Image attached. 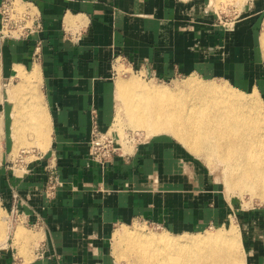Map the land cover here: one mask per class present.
Masks as SVG:
<instances>
[{"label":"crops","instance_id":"1","mask_svg":"<svg viewBox=\"0 0 264 264\" xmlns=\"http://www.w3.org/2000/svg\"><path fill=\"white\" fill-rule=\"evenodd\" d=\"M27 1L36 5L43 29L28 40L0 42V199L9 212L16 211L15 224L0 249V264H112L105 242L118 222L155 220L177 229L207 224L216 210L203 209L201 202L218 203L216 186L212 192H198L199 201L196 193L164 190L168 183L189 189L186 176L155 182L165 169L176 172L178 164L185 169L177 155L164 163L170 156L167 151L174 150L169 139L149 144V152L160 159L150 187L138 183L141 168L145 172L151 165L145 145L133 158H115L105 173L89 158L96 120L103 129L112 118L115 58L163 78L193 66L196 42L186 40L183 30L171 28L165 19L175 8L173 0ZM155 8L163 9L162 27L156 33L139 32L138 16L145 18ZM229 55L239 58L238 51ZM17 68L40 75L36 93L50 130L44 151L15 154L10 132L17 102H11L9 88L19 86L14 84L20 78ZM50 176L59 184L52 200L45 194ZM263 241L254 239L257 254L247 257V264L258 263Z\"/></svg>","mask_w":264,"mask_h":264},{"label":"rangeland","instance_id":"2","mask_svg":"<svg viewBox=\"0 0 264 264\" xmlns=\"http://www.w3.org/2000/svg\"><path fill=\"white\" fill-rule=\"evenodd\" d=\"M67 1L79 2L82 0ZM85 1L92 2L96 0ZM133 1L135 2L136 0H121L123 3H133ZM148 1L149 0H147V2ZM173 3L175 8L171 10L169 16H166L165 19L169 20L168 22H170L171 28L174 27L176 30L182 29L183 36H185L186 40L191 42L194 39V42H196V55L194 60L192 58L193 66L187 68L182 74H177L172 78H163L157 77L153 72H147L143 69H131L120 61L115 63L117 71H115L112 76L113 114L110 124L106 128L101 129L96 120L93 128V132L95 130H100L102 134L110 135L114 140L113 146L117 150L116 154L112 156V160L108 161L107 165H101L93 161L99 165L102 173L106 172L107 166L112 163L115 158H133L137 152H140L139 150H141L142 146L145 145L147 147L146 149L144 146L146 149L145 151L148 152V155L150 154L149 159L151 165H147L148 168L146 169L148 170L145 172H143L141 168V171H139L141 177L138 183L148 187L151 186L150 183L156 176L160 167L158 164V160L160 159L156 158L157 155L155 152L151 150L149 152V144L155 143L154 140L157 141L159 139L155 138L153 135L146 134L145 131L135 130L128 125L123 102L116 93V86L120 80H129L135 77L146 85L165 87L172 91H175L179 85L190 79L206 82L211 81L218 86L226 85L228 87H233L236 91L242 92L241 94H244L243 96L246 99H250L251 96L256 93L264 103V53L262 52L259 41L264 32V0H173ZM155 10L156 11H150L148 14H145V18L140 17L141 20L138 16L137 22L142 24L140 25L142 26V28H140L141 30H138L139 32L156 33L155 31L162 27L160 23L161 20H163V9L158 10V8H155ZM171 15L178 16L180 19L179 22H174V16L171 18ZM229 25H231V27H228ZM231 51H238L239 58L237 60L230 59L231 55L229 54H231ZM186 62L189 63L187 59ZM23 72L27 75L24 69ZM39 82L40 77L35 80V84L32 83L30 86L28 85L26 90L23 91L24 93L26 92L24 95L25 97L23 99L20 98L22 102L18 100L19 104L20 102H29V96L32 93L31 90L34 85V87L37 88ZM23 83L25 84L23 76L14 82V84L19 85ZM14 86L12 85L9 89L11 90ZM24 93H22L21 96ZM14 102H17V100ZM19 104L15 103V106ZM11 120H13V117ZM25 133H27L25 134L26 136H23L26 138L27 142L24 138L22 142L25 141L26 143L23 145L22 142L15 139L17 137L16 132H13L11 129L10 136L14 141L16 155H18L20 151L32 152L36 149L44 151L47 148V146L42 148L38 147V145L36 146L37 143L34 142L36 136H33V132L30 131L31 135L29 131ZM159 137L160 139L163 137H165L164 139H169V142L172 143V147L174 148L171 152L167 151V154H170V156L169 158H165L164 163H171L175 155L180 156L185 169L179 164L177 170L183 173V175L185 172L184 176L190 181L189 189H177L174 188L175 186H172L173 184L168 183L164 190L174 193L182 191L181 193L185 192L194 196L195 193L197 195L200 191L204 192L209 190L208 188H210L209 191L212 192V188L216 186V191L219 193L218 203H213V201L208 199H204L201 202L203 203V209H212L216 211L210 216L207 224L203 225V227L194 226L190 228V226H186L184 229H177L176 226L174 227L171 225L166 227L161 226L155 220L144 221L140 219L131 220L129 222H118L112 226L111 235L105 242L108 247L107 256L109 262H112V264H128V259H131H119V253L117 254L118 244L115 239V234L122 229L132 233L138 231V233L144 235L168 234L170 236H179L188 234L201 237L206 235V233L212 234L216 233V231L218 232V230L225 233L235 228L242 242L241 255L243 260L246 262L247 257L250 258L257 254V247L254 243V239L262 238L264 240V200L259 197V190L251 188H244L242 191L230 189L225 180L227 172L226 166L219 160L215 158L208 160V158L205 159L204 156L192 154L185 146L176 140L175 137H166L165 135L162 137V134H160ZM92 139L94 140V138L91 137L89 148V158L91 161L90 151ZM158 143H161L160 140ZM117 144L120 147H117ZM126 171L128 172V169ZM155 180V182L158 181L157 176ZM159 206V210H164L165 205L159 204ZM0 215V221L2 220V224L5 228L7 227L8 233H10L12 222L15 224L16 211L12 209V211L9 212L2 204L1 199ZM119 249L127 250L126 244H121ZM25 251H27V248ZM261 254L262 257L256 264H264V248H262ZM29 255L28 252V258ZM20 256H23L22 253Z\"/></svg>","mask_w":264,"mask_h":264},{"label":"bare ground","instance_id":"3","mask_svg":"<svg viewBox=\"0 0 264 264\" xmlns=\"http://www.w3.org/2000/svg\"><path fill=\"white\" fill-rule=\"evenodd\" d=\"M259 41L264 53V32ZM17 72L23 76L25 84L11 88L10 100H17L19 104L21 94L28 85L35 84L39 72L25 75L21 68H17ZM34 86L29 102L21 101L15 107L12 130L20 142L26 131L33 132L36 146L42 148L48 146L50 130ZM116 93L123 102L128 125L133 129L158 139L160 134L175 137L192 154L219 160L226 166L225 180L230 189L259 190V197L264 200V103L256 93L246 99L233 87L195 79L172 91L146 85L135 77L120 80ZM117 147L120 146L117 144ZM177 168L176 172L165 169L157 174V179L184 180L185 174ZM1 221L0 248H3L9 233ZM115 239L119 259L131 258L128 264H247L241 255L242 242L235 228L201 237L144 235L122 229L115 234ZM123 243L127 250L119 249Z\"/></svg>","mask_w":264,"mask_h":264},{"label":"built area","instance_id":"4","mask_svg":"<svg viewBox=\"0 0 264 264\" xmlns=\"http://www.w3.org/2000/svg\"><path fill=\"white\" fill-rule=\"evenodd\" d=\"M40 13L33 2L27 0H1L0 3V42L28 40L43 29ZM40 47H37L39 50ZM119 58L114 59V64L118 63ZM92 147L90 155L92 161L101 165H107L116 154L114 140L108 134L101 131L93 132ZM58 182L56 178H48L45 189L46 198L54 199Z\"/></svg>","mask_w":264,"mask_h":264}]
</instances>
